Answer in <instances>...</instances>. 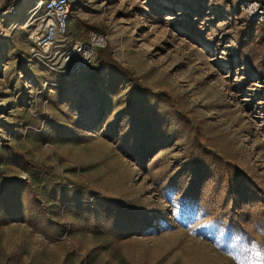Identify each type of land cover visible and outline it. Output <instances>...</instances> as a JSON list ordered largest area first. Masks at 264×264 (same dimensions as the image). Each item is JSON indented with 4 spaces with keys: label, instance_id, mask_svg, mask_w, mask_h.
<instances>
[{
    "label": "rangeland",
    "instance_id": "obj_1",
    "mask_svg": "<svg viewBox=\"0 0 264 264\" xmlns=\"http://www.w3.org/2000/svg\"><path fill=\"white\" fill-rule=\"evenodd\" d=\"M69 1L81 74L0 3V264H264V7Z\"/></svg>",
    "mask_w": 264,
    "mask_h": 264
},
{
    "label": "built area",
    "instance_id": "obj_2",
    "mask_svg": "<svg viewBox=\"0 0 264 264\" xmlns=\"http://www.w3.org/2000/svg\"><path fill=\"white\" fill-rule=\"evenodd\" d=\"M69 0H46L44 17L40 21L38 31L30 37L31 52H44L45 60H55V65L71 72L81 74L88 70L104 50L109 37L104 33H90L84 41L68 40L69 18L71 14ZM259 21H264V10L257 3L246 4Z\"/></svg>",
    "mask_w": 264,
    "mask_h": 264
},
{
    "label": "bare ground",
    "instance_id": "obj_3",
    "mask_svg": "<svg viewBox=\"0 0 264 264\" xmlns=\"http://www.w3.org/2000/svg\"><path fill=\"white\" fill-rule=\"evenodd\" d=\"M33 2H38V5L39 6H42L43 4H42V0H32ZM18 8V7H17ZM17 10V12H15ZM16 14H18V9H16V8H9V10H7V11H5L4 13H3V15L2 16H4V17H12V16H14V15H16ZM40 25V24H39Z\"/></svg>",
    "mask_w": 264,
    "mask_h": 264
},
{
    "label": "crops",
    "instance_id": "obj_4",
    "mask_svg": "<svg viewBox=\"0 0 264 264\" xmlns=\"http://www.w3.org/2000/svg\"><path fill=\"white\" fill-rule=\"evenodd\" d=\"M72 38H73V40H75V41H84L83 39H81L80 36H77V35L73 36ZM86 39H87V37H86ZM86 39H85V40H86Z\"/></svg>",
    "mask_w": 264,
    "mask_h": 264
},
{
    "label": "trees",
    "instance_id": "obj_5",
    "mask_svg": "<svg viewBox=\"0 0 264 264\" xmlns=\"http://www.w3.org/2000/svg\"><path fill=\"white\" fill-rule=\"evenodd\" d=\"M264 7V0H255Z\"/></svg>",
    "mask_w": 264,
    "mask_h": 264
},
{
    "label": "snow or ice",
    "instance_id": "obj_6",
    "mask_svg": "<svg viewBox=\"0 0 264 264\" xmlns=\"http://www.w3.org/2000/svg\"><path fill=\"white\" fill-rule=\"evenodd\" d=\"M3 2V0H0V3H2ZM257 256H259V253H257Z\"/></svg>",
    "mask_w": 264,
    "mask_h": 264
}]
</instances>
